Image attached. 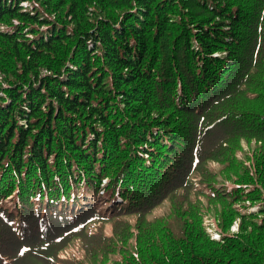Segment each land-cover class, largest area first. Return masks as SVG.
I'll use <instances>...</instances> for the list:
<instances>
[{"label": "trees", "instance_id": "obj_1", "mask_svg": "<svg viewBox=\"0 0 264 264\" xmlns=\"http://www.w3.org/2000/svg\"><path fill=\"white\" fill-rule=\"evenodd\" d=\"M64 263L264 264V0H0V264Z\"/></svg>", "mask_w": 264, "mask_h": 264}, {"label": "rangeland", "instance_id": "obj_2", "mask_svg": "<svg viewBox=\"0 0 264 264\" xmlns=\"http://www.w3.org/2000/svg\"><path fill=\"white\" fill-rule=\"evenodd\" d=\"M188 120V119H187ZM187 120H183L180 124H182L184 121H185V124H184V127H189L190 125H187ZM182 127V126H180ZM183 131L184 129L181 128ZM180 131V130H179ZM182 134V133H180ZM242 147H244V150H247V146L246 145H243ZM236 156L237 157H241V153L238 151L236 153ZM80 199L77 201V203L75 204V208H83L84 206H86L87 204H91L93 203L92 200H91V197L87 194L83 195L82 196V193L81 195L79 196ZM85 197V198H83ZM98 202V201H96ZM100 204H96L95 205V208L97 211H101V212H107L106 209L103 207V206H99ZM168 215H171L170 213V203L169 201L168 202H164L163 204H161L158 208H156L148 217H146L147 219H153V218H156V225H159L161 223V221ZM109 216H110V213H109ZM41 227V226H40ZM111 229H112V225L111 223L109 222L108 224H106L103 228V232L106 234V235H110L111 234ZM232 230L235 231V227H232ZM41 234V229H38V227L36 228V230L31 234V238L30 240L35 236V237H39V238H42L40 236ZM71 255H74V256H78V253L75 251H68L66 253H62L60 254V259H68ZM65 264V263H64Z\"/></svg>", "mask_w": 264, "mask_h": 264}]
</instances>
